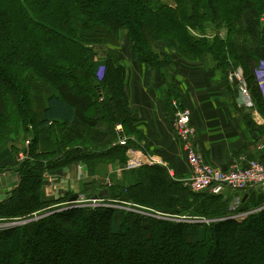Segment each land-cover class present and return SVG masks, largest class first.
<instances>
[{
  "label": "trees",
  "instance_id": "trees-1",
  "mask_svg": "<svg viewBox=\"0 0 264 264\" xmlns=\"http://www.w3.org/2000/svg\"><path fill=\"white\" fill-rule=\"evenodd\" d=\"M182 1L189 11L182 13L187 14L190 24L196 17V0ZM27 3L34 9H28ZM204 6L210 20L231 23L248 37L242 51L234 49V67H248L249 60H264V0H204ZM176 11L162 0H0V170L14 169L20 177L11 196L0 202V219L29 220L0 231V264H67L70 260L91 264V252L102 249L105 253L96 264H157L171 240L176 242L174 253L184 245L199 247V251L189 249L183 264H199L195 252L203 256L201 264H227L229 258L234 264H254L242 262L244 254L259 249L264 253V208L240 223L222 211L218 199L227 195L192 192L185 180L173 177L163 163L131 170L137 179L133 183H113L103 199L147 208L150 216L123 208H88L79 203L58 210L56 206L70 200L54 199L45 193L44 173H58L66 162L81 155L74 147L63 153L51 122L64 125L63 138L69 143L80 138L95 143L110 139L112 125L108 122L105 137L98 138L95 131L100 119L87 115L91 99L100 96L102 85L111 80L118 87L122 82L111 63H103V76L98 75L100 63L95 55L103 49L100 47L133 40L139 58L149 63L157 59L150 52L154 51L151 42L156 37L163 36L164 44L170 47H188L190 42ZM20 35L27 38L29 47ZM224 54L219 51L220 58L215 55L220 63ZM246 72L249 77L248 68ZM20 73L21 79L17 77ZM87 87L89 95L81 92ZM121 103L120 108L125 107L124 99ZM177 103L189 108L180 100ZM42 104L40 119L37 107ZM29 137L31 144L26 147ZM43 146L56 151L41 154ZM132 148L137 150L126 139V144L112 150V156L125 166ZM22 150L29 157L19 161ZM239 192L243 196L237 207L247 205L252 192L264 194L257 189ZM191 207L195 209L189 212ZM166 213L183 215L180 219L213 220L208 225H195L158 217ZM34 214L41 218L35 221L31 217ZM136 231L138 236L132 237L130 234ZM117 238L127 244L122 251L117 245L112 247ZM238 238L241 244H237Z\"/></svg>",
  "mask_w": 264,
  "mask_h": 264
},
{
  "label": "crops",
  "instance_id": "crops-1",
  "mask_svg": "<svg viewBox=\"0 0 264 264\" xmlns=\"http://www.w3.org/2000/svg\"><path fill=\"white\" fill-rule=\"evenodd\" d=\"M122 43L108 45L95 55L100 63L98 75L103 76V63H111L113 73H119L122 82L118 87L111 80L102 85L100 96L92 98L87 109L88 116L100 119L96 137H105L106 124L112 125L110 139L95 143L80 138L69 143L63 138L64 125L51 122L52 132L65 150L63 153L74 147L81 155L66 162L58 173H44L47 196L68 200L75 196L93 198L117 181L133 183L137 178L131 170L136 168L122 166L120 159L112 156V150L120 144L121 133L138 152L152 155L154 163L162 162L173 177L185 180L191 168L183 143L173 128L176 110L173 101L179 100L191 109L198 149L211 165L229 169L251 159L264 163V149H259L264 143V67L240 65L231 69L220 63L213 52L203 51L200 46L196 52H189L180 49L181 46L170 47L164 43H157L154 51H150L157 59L149 63L139 58L132 43ZM259 61L264 63L259 59L256 63ZM235 70H243L249 92L256 90V97L250 92L252 106L239 102L243 95L234 82ZM90 91L89 87L81 90L88 95ZM122 99L125 107L120 108ZM43 109L44 104L38 105L40 119ZM44 147L47 146L39 149V153L54 151ZM88 153L95 156L88 158ZM3 172L0 202L11 196L20 181L14 169Z\"/></svg>",
  "mask_w": 264,
  "mask_h": 264
},
{
  "label": "rangeland",
  "instance_id": "rangeland-1",
  "mask_svg": "<svg viewBox=\"0 0 264 264\" xmlns=\"http://www.w3.org/2000/svg\"><path fill=\"white\" fill-rule=\"evenodd\" d=\"M27 1V0H26ZM163 3L169 7H173L175 9H177L176 13H177V17L180 21V26L184 27L185 32H186V38L187 40L190 42V45L185 46V45H179L181 46L180 49L182 50H186L189 52H196V50L198 49V47L200 46L201 50L203 51H210L213 52L215 55H217L220 58L219 55V51L220 54L225 53L224 56L225 59L222 60V63L228 67L231 68L234 66V60H237V56L234 52V49H236V51H242V48L245 47L246 44H248V37L247 35L243 34L240 31H236V28L234 26H232L231 23L220 21V22H216L214 20H210L208 13H207V9L204 6V0H196L195 1V13H196V17L195 19H193L191 21V23L189 24V22L186 20L184 13H182L183 11L186 13H189L188 9H187V5L182 1V0H162ZM31 4V3H30ZM30 4H25L26 7L30 10L34 9V6H31ZM34 13V12H32ZM111 14L114 12H110ZM117 13V12H116ZM263 22H264V17L262 18ZM188 26V27H187ZM163 36H160L159 38L156 37L155 39H152V42L154 45H156L157 43H165L163 38ZM20 39L22 40L23 43H25L26 47L28 46L26 42H28L27 38L23 35H20ZM133 40H128L126 43H132ZM122 42V41H121ZM172 42V41H171ZM29 43V42H28ZM177 44H179L177 42ZM178 46V48H179ZM29 47V46H28ZM175 47V46H174ZM100 48H104V47H100ZM150 49V48H148ZM250 64H249V68H253L255 66H258L259 68L264 67V63L259 61V63H256V61L253 60H249ZM243 68V65H242ZM238 71V70H235ZM242 74L244 75V72L242 70ZM17 75V74H16ZM15 75V76H16ZM17 77H19V79H21V77L23 78L22 74L20 73L19 75H17ZM250 90V89H249ZM252 96L257 95L256 94V90L252 89V91H250ZM256 97V96H255ZM188 189L192 192L198 193V192H202L200 194L205 193L206 191H195L192 188H190V186H188ZM208 194V193H205ZM243 193L238 191H233V192H228L227 197H222L220 200L218 199V202L224 207L222 211L226 212V214L229 217H234L235 220H237L240 223H244L247 222L248 220H250V218L253 216L252 214H254V212H259L260 209L264 208V194L259 195L258 192H252L251 193V199L248 202L247 205H241L240 207H237L238 205L235 204V200L238 197H242ZM242 195V196H241ZM88 197L84 196L83 197V202H78L79 204L77 205H81V206H85L88 208H99V207H106V208H123L127 211H132V212H139L141 214L144 215H151L149 212L150 210H148L147 208L143 209L140 207H136L133 206L131 204H125V203H117V202H113L110 200H101V201H96L93 202L91 200L86 201ZM90 199V197H89ZM190 201H192V199H190ZM252 201V203H251ZM65 202V201H63ZM256 204V205H254ZM69 205L68 203H63L59 206H56V208L60 209V210H65ZM195 207V206H194ZM194 207H191L189 209V212L194 211ZM237 211L235 212L234 210ZM165 214V213H164ZM160 215L158 214V217L162 218V219H167L169 221L172 222H176L179 220H184L185 223L187 224H195V225H200L202 223H210L213 219L210 218H202V217H187L189 219H180V216H182V218L184 217L183 215L178 216L177 214H170V213H166V215ZM38 215V216H37ZM226 215V216H227ZM227 216V217H228ZM31 217H35V221L39 220L40 214H34V216ZM43 217V216H42ZM226 218V217H224ZM4 223L5 226L0 227V231L5 230L6 228L12 227V226H20L22 224H25L26 222H28L29 220H21L19 218H4ZM20 221H22L21 223H19ZM13 223H16L13 225ZM132 231V230H131ZM140 232V230H139ZM129 235V234H128ZM132 237H134L135 235L138 236V231L133 232ZM188 241H190V238H188ZM241 239L238 238L237 239V244H241ZM129 244V243H128ZM176 242L175 241H170L169 244V248H167L168 250H164L163 253H161L162 258L160 259V261L157 262V264H183L184 260H187V254L189 253V249L191 248L189 245L186 246H180L179 249H177V252H173V248L175 247ZM189 244V243H187ZM115 248V245H117V249L119 251H122L124 249V247L127 245L123 244L119 238L115 239V243L113 244ZM189 247V248H188ZM197 248V249H196ZM196 248H191L192 251H199V247ZM105 253V250L102 249L101 251L98 252H91V256H90V262L91 264H96L98 258H102L103 254ZM184 253V254H183ZM179 255V256H176ZM196 255V259L198 261L199 264L202 263L203 261V256L201 255V253L199 252L198 254L195 252ZM244 257L242 259V262H253L254 264H262V259H264V253H262L261 249L254 251V253L252 254H247V252L244 254ZM253 257V258H252ZM253 260V261H251ZM123 262V260H122ZM67 264H75L74 260H70L69 262H67ZM227 264H234V261L232 259L229 258V260L227 261Z\"/></svg>",
  "mask_w": 264,
  "mask_h": 264
},
{
  "label": "built area",
  "instance_id": "built-area-1",
  "mask_svg": "<svg viewBox=\"0 0 264 264\" xmlns=\"http://www.w3.org/2000/svg\"><path fill=\"white\" fill-rule=\"evenodd\" d=\"M233 77L238 80L240 91L244 98L249 99L247 105L251 106V95L243 79L242 72L240 70L234 71ZM173 105L177 109L173 122L174 130L177 138L183 143L185 154L191 168V174L185 179L186 186H190L195 191H208L216 195H225L233 191L256 189L264 192V163L261 160H247L246 164H235L229 169H222L211 165L205 160L198 149V144L196 143L197 129L191 122V110L181 107L177 101H173ZM120 143L126 144V138L122 137ZM30 144L31 138L29 137L25 145L28 147ZM259 149H264V143L260 145ZM128 156L127 168L129 169L154 163L153 157L140 153L133 148L129 149ZM17 158L19 161L28 158V152H19ZM3 175L4 172L0 170V179ZM46 177L49 183H52L49 177ZM241 199L242 197H238L235 200V204L238 205ZM81 201H69L67 203L76 204ZM92 201L96 202L94 200ZM67 206L66 209L71 208V206ZM2 226L0 224V227Z\"/></svg>",
  "mask_w": 264,
  "mask_h": 264
},
{
  "label": "water",
  "instance_id": "water-1",
  "mask_svg": "<svg viewBox=\"0 0 264 264\" xmlns=\"http://www.w3.org/2000/svg\"><path fill=\"white\" fill-rule=\"evenodd\" d=\"M235 83L237 84V81H235ZM249 101V99L247 98H244L243 96H240L239 97V102L240 103H247ZM251 110V109H250ZM109 194V190L106 188V189H103L101 190L98 194L94 195L92 200L94 201H98V200H101V199H105V197H107ZM79 199L78 196H75L71 199V201H77Z\"/></svg>",
  "mask_w": 264,
  "mask_h": 264
},
{
  "label": "bare ground",
  "instance_id": "bare-ground-1",
  "mask_svg": "<svg viewBox=\"0 0 264 264\" xmlns=\"http://www.w3.org/2000/svg\"><path fill=\"white\" fill-rule=\"evenodd\" d=\"M28 157H29V154H28ZM22 221H20L19 223H21ZM0 224H2L3 226H5V223H4V220L3 219H0ZM16 224V223H13V225Z\"/></svg>",
  "mask_w": 264,
  "mask_h": 264
}]
</instances>
